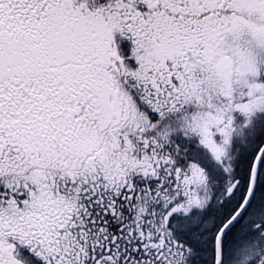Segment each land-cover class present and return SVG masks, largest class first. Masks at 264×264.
Instances as JSON below:
<instances>
[{"label": "snow or ice", "instance_id": "obj_1", "mask_svg": "<svg viewBox=\"0 0 264 264\" xmlns=\"http://www.w3.org/2000/svg\"><path fill=\"white\" fill-rule=\"evenodd\" d=\"M0 264H264V0H0Z\"/></svg>", "mask_w": 264, "mask_h": 264}, {"label": "flooded vegetation", "instance_id": "obj_2", "mask_svg": "<svg viewBox=\"0 0 264 264\" xmlns=\"http://www.w3.org/2000/svg\"><path fill=\"white\" fill-rule=\"evenodd\" d=\"M126 45H127V44L121 43V47L124 48L125 50H126L127 47H128V46L126 47Z\"/></svg>", "mask_w": 264, "mask_h": 264}, {"label": "rangeland", "instance_id": "obj_3", "mask_svg": "<svg viewBox=\"0 0 264 264\" xmlns=\"http://www.w3.org/2000/svg\"><path fill=\"white\" fill-rule=\"evenodd\" d=\"M122 43L127 44L126 47L128 46V42L127 41H122Z\"/></svg>", "mask_w": 264, "mask_h": 264}]
</instances>
